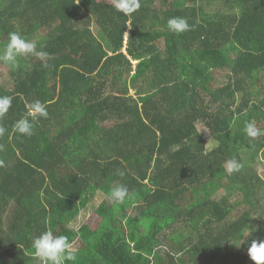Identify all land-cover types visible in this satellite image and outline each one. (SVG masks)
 Returning a JSON list of instances; mask_svg holds the SVG:
<instances>
[{
	"label": "trees",
	"instance_id": "obj_1",
	"mask_svg": "<svg viewBox=\"0 0 264 264\" xmlns=\"http://www.w3.org/2000/svg\"><path fill=\"white\" fill-rule=\"evenodd\" d=\"M172 17L190 30L171 32ZM11 32L49 56L17 57L0 85L12 97L0 118V264H41L32 242L49 230L80 242L74 264L252 261L264 202L252 199L263 185L248 161L264 167V135L244 128L264 129V0H141L130 16L112 0H0V54ZM37 100L48 118L30 137L14 132ZM232 158L243 167L228 175ZM117 184L130 193L122 205L109 199ZM96 192L104 216L73 230ZM176 225L188 233L167 249Z\"/></svg>",
	"mask_w": 264,
	"mask_h": 264
},
{
	"label": "clouds",
	"instance_id": "obj_2",
	"mask_svg": "<svg viewBox=\"0 0 264 264\" xmlns=\"http://www.w3.org/2000/svg\"><path fill=\"white\" fill-rule=\"evenodd\" d=\"M112 3L114 8L125 16H130L141 8V0H112ZM167 27L174 33L186 32L191 28L187 20L181 17H172L168 19ZM125 36L127 37L128 34L125 33ZM26 56H34L43 62L47 59L49 54L45 51L37 50L35 42L24 38L18 32L9 33L8 42L2 54H0V62L15 68L18 66L17 57ZM11 106V96H0V118H3L7 114ZM48 115L46 106L37 100L27 105V115L14 124L13 130L23 136L30 137L34 134L35 123L40 118L47 119ZM28 117H31V119ZM5 131V128L0 127V137L4 135ZM244 132L251 139H256L264 135V129L258 128L254 122H248L245 125ZM2 148L3 145H0V150H2ZM2 165L3 161H0V166ZM242 167L243 165L235 158L226 161L225 164V170L228 175L239 172ZM121 175L123 174L121 173ZM129 197V190L123 184H117L115 187L111 188L109 193V199L113 203L119 205L124 204ZM244 242L242 237L241 242L236 246L239 247ZM32 248L34 249L35 257L39 259L41 264H65L66 261L74 264L77 259L76 250L72 242H70L66 236L54 235L50 230L36 237L32 242ZM248 256L254 264H264V240L258 241L253 239L248 247Z\"/></svg>",
	"mask_w": 264,
	"mask_h": 264
},
{
	"label": "rangeland",
	"instance_id": "obj_3",
	"mask_svg": "<svg viewBox=\"0 0 264 264\" xmlns=\"http://www.w3.org/2000/svg\"><path fill=\"white\" fill-rule=\"evenodd\" d=\"M201 2H203V1H201ZM216 5H217V2L214 3V7ZM127 34H128V32H127ZM101 37H103V36H101ZM101 37H99V38L101 39ZM127 37L125 36V43L127 41ZM124 50H125V48L123 49V51ZM134 63L135 62H133V64ZM15 69H16V67L12 68L3 62H0V85L3 89L4 88L8 89V86H10V84H11L10 71H13ZM136 91H137L136 89L131 87L129 90V95H131L134 98H138V96L136 95ZM200 130H202L204 137L209 141L210 137L208 135V132L205 129H200ZM257 158L259 159L260 162L262 160L264 161V148L261 151H259ZM244 160L247 161V159H244ZM248 162H250L252 164V168H254L256 170V173L260 174L259 176H260L261 181H262L263 188L261 189L260 192L259 191H258V193L256 192L255 193L256 196L252 198L254 201L258 200V205H260V203H261L260 200H262L264 202V178L261 177L262 174H264V167H259L256 162H251V161H248ZM242 173L244 174L245 172H242ZM245 174H248V173H245ZM256 185H257V183L255 184V186ZM201 188H202V186H200V188L198 190H200ZM196 192H197V189L194 191L191 190L192 194H194ZM222 194H223V192L218 194L216 198L218 199L219 197L222 196ZM189 195H191V194H189ZM189 195H188V199L190 198ZM89 200L86 202L85 207L80 210L77 219L71 225H69L73 230H78L83 225H87L91 230H94V228L100 222V219L104 216L105 210L102 208V206H103L102 203L105 204V202H106L105 197L101 193L96 192L94 198H92L90 201ZM240 200L241 199L239 197H238V199L237 198L234 199V201H239L237 203L238 207H236V209H237L236 211H238V213H240L243 208H247L243 202H240ZM133 213H134V208L132 210H128V214H133ZM141 231L144 232V230H139L137 233L138 237L142 236ZM166 232H167L166 233L167 235H170L169 238L167 237V240L164 239L166 241V244H167V246H165V248H167V249H170V248L174 249L175 247L178 246L179 240L176 237L177 233H180V234H187L188 233V231L186 229H184L183 227H181L180 225H176L175 227L173 226L170 230H168ZM244 236H246V237H243V239L245 242H247L250 239V237L252 236V232L250 235H248V233H247ZM73 247L75 250H78L80 248V242L77 241L75 244H73ZM157 250H160V248H158ZM161 250H163V248H161ZM248 264H254V262L249 261Z\"/></svg>",
	"mask_w": 264,
	"mask_h": 264
}]
</instances>
